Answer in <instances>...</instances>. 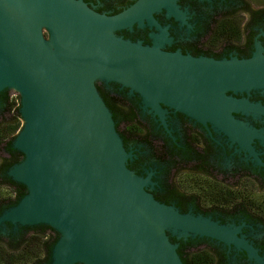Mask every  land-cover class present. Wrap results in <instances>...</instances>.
<instances>
[{
  "label": "water",
  "instance_id": "95a60500",
  "mask_svg": "<svg viewBox=\"0 0 264 264\" xmlns=\"http://www.w3.org/2000/svg\"><path fill=\"white\" fill-rule=\"evenodd\" d=\"M161 7L178 14L174 0H136L112 15L81 0H0V92L17 91L22 119L11 140L22 157L6 175L26 190L1 211L0 226L54 229L48 264H184L168 234L215 238L264 264L239 226L153 196L150 175L129 168L131 152L97 90V80L120 83L161 119L168 105L248 148L229 111L264 114V105L225 92L264 90V55L194 57L114 33L143 18L156 25L151 13Z\"/></svg>",
  "mask_w": 264,
  "mask_h": 264
},
{
  "label": "flooded vegetation",
  "instance_id": "af4514ba",
  "mask_svg": "<svg viewBox=\"0 0 264 264\" xmlns=\"http://www.w3.org/2000/svg\"><path fill=\"white\" fill-rule=\"evenodd\" d=\"M81 1L98 13L112 15L136 0ZM174 5L176 15L165 7L152 11L157 26L143 18L141 24L136 21L114 33L194 57L241 59L254 52L264 55V0H174ZM95 84L112 112L123 146L131 152L129 168L141 176L150 175L153 185L148 190L153 196L182 213L239 226L238 236L264 259V114L230 109L228 116L243 125L240 133L247 148L209 121L202 122L174 107L162 105L165 111L161 119L143 108L137 92L120 83L97 80ZM225 95L264 105V90L260 88L229 90ZM3 97L0 92V110ZM106 97L111 98V105ZM11 150L0 149V178L20 157V151L12 146ZM6 159L11 161L8 167ZM19 227L6 223L0 226V233L18 231ZM168 235L177 243L179 255L205 250L214 264H255L244 250L215 238L198 235L177 239Z\"/></svg>",
  "mask_w": 264,
  "mask_h": 264
},
{
  "label": "trees",
  "instance_id": "16d2710c",
  "mask_svg": "<svg viewBox=\"0 0 264 264\" xmlns=\"http://www.w3.org/2000/svg\"><path fill=\"white\" fill-rule=\"evenodd\" d=\"M2 109L0 110V149L11 152V140L19 129L21 116L19 112V96H13L8 90L2 91ZM109 105L111 98L106 97ZM15 162L19 161V152ZM11 161L6 159L5 167ZM25 186L16 183L8 176L0 178V213L4 207L15 204L25 193ZM18 231L0 233V264H48L53 244L58 233L45 224L20 226ZM180 257L184 264H214L212 255L207 251H198ZM79 264V263H76Z\"/></svg>",
  "mask_w": 264,
  "mask_h": 264
},
{
  "label": "rangeland",
  "instance_id": "374dc122",
  "mask_svg": "<svg viewBox=\"0 0 264 264\" xmlns=\"http://www.w3.org/2000/svg\"><path fill=\"white\" fill-rule=\"evenodd\" d=\"M11 93H17V91H15V90H11ZM13 95V94H12ZM21 125H22V119H21V121L19 122V126L21 127ZM19 127V128H20ZM19 130V129H18ZM17 130V131H18ZM17 131L15 132V134L17 133ZM0 156H1V153H0Z\"/></svg>",
  "mask_w": 264,
  "mask_h": 264
},
{
  "label": "built area",
  "instance_id": "2783aa9c",
  "mask_svg": "<svg viewBox=\"0 0 264 264\" xmlns=\"http://www.w3.org/2000/svg\"><path fill=\"white\" fill-rule=\"evenodd\" d=\"M12 94H13V96H16L17 93H12Z\"/></svg>",
  "mask_w": 264,
  "mask_h": 264
}]
</instances>
